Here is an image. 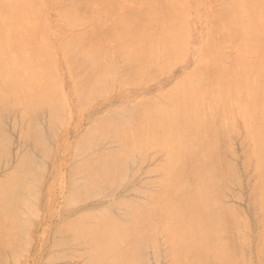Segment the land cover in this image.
<instances>
[{"label":"bare ground","instance_id":"6f19581e","mask_svg":"<svg viewBox=\"0 0 264 264\" xmlns=\"http://www.w3.org/2000/svg\"><path fill=\"white\" fill-rule=\"evenodd\" d=\"M54 2L55 10L64 23L61 31L67 35L58 44L48 37L40 21L36 0H0V167L5 166V170L0 168V264H21L22 258L27 262L29 255L24 253L29 251L27 246L33 239L39 211L42 209L46 216L51 211L50 197L55 194L54 191L49 194L51 189L47 186V178L58 168L64 169V161L52 163L53 145L58 147L55 159L62 156L61 148H64L65 155L69 152L75 156L72 160L78 158L67 176L70 190L65 196L66 204L63 202L67 207L72 206L75 200L81 202L95 195H102L105 199L109 195L113 199L111 190L107 194L105 188L115 187L117 190V186H121L120 183L130 173L129 161L135 150L144 151L156 145L165 152V160L159 167L163 174L161 192L148 193L150 190L145 192L147 188L142 190L136 186L135 190L131 185L130 190L133 193L143 191L141 194L145 199L137 197L138 200H133L135 195L131 193L132 197L128 195L130 200L119 194L121 199L117 195V200L113 199L109 204L103 202L106 206L101 208L99 205L98 210L62 218L53 230L50 244V248L59 249H49V259L55 261L66 256L67 251H71L70 247L78 244L83 246L80 251L86 257H81L84 264H147L145 258L149 262L147 259L150 257L147 256L150 255L146 256V249L152 247V255L155 250L158 252L156 248L161 238L171 245V250L168 248L173 264H247L249 261L243 258L246 255L240 251L241 244L246 248L245 244L256 242V250L260 252L264 242V0H223L219 10L216 8L217 28L208 32L212 47L218 39L220 43L224 40L221 38L223 35L230 34L236 40L238 38L241 50V55L236 58L239 64L232 67V76L217 64L202 63L188 73L187 78L176 81L169 94L162 91L164 95H160L167 98L169 105L154 97H148L140 106H126L120 102L94 117L75 144H70L73 148L68 146L72 149L68 151L63 143L66 137L53 142L58 123L85 103H90L89 100L94 101L99 89L112 91L116 84L126 88L143 78L148 82L149 78L153 79V71L148 70L159 60L164 62H160L157 69V65L154 67L156 71L166 70L164 67L171 66V63L174 65L187 49L181 24L185 17L169 0ZM24 6L28 11H22ZM188 11L190 13V8ZM89 18H92V27L88 26L90 29L83 30L82 34L75 33ZM221 55L229 57L230 53ZM221 55L219 58L223 59ZM214 59L211 56L210 61ZM123 87L119 89L123 90ZM98 93L102 94L97 92L96 98L101 95ZM234 96L237 98H232ZM236 102L239 106L235 109L233 104ZM234 110L239 114L235 115ZM236 116L244 123L245 137L250 140L247 144L249 155L242 158L245 163L242 166L247 170L253 158L252 170L257 176L255 183L247 185L248 198L254 205H251L254 207L251 212L257 220L251 219L255 223V232H252L246 214L242 213L241 205L237 209L231 201L227 203H232L233 207L222 201L227 188L230 189L228 186L237 178L235 173L238 169L235 165L234 169L230 159L235 156L228 152L231 157L228 155L226 158L225 151L232 140L229 131L236 123ZM115 133L120 135L124 145L113 147L108 143L113 148L100 150L98 144L104 139L112 140ZM11 147L17 149L16 153L13 150L14 155ZM153 154L149 159L156 156ZM140 158L137 161L139 166L146 165ZM150 171H146L147 174H153L154 171ZM135 172L137 174L138 171ZM131 173L132 176L128 175L132 179L135 174L133 170ZM75 174H84L82 180L74 179ZM143 180L144 177L140 185L145 181L155 182L156 178ZM236 193L241 197L239 191ZM233 194L231 190L232 198ZM45 197L49 198L46 200ZM69 209L64 210L69 212ZM49 233L44 232L46 236ZM73 250L69 255L74 254ZM80 251L75 252L79 257ZM156 251L154 256H157ZM262 252L255 256H259L261 261L256 260L261 263L264 262ZM158 257L153 258L156 261ZM49 259L43 263L51 264ZM74 259L79 260L77 257ZM79 264H83L82 261Z\"/></svg>","mask_w":264,"mask_h":264},{"label":"rangeland","instance_id":"374dc122","mask_svg":"<svg viewBox=\"0 0 264 264\" xmlns=\"http://www.w3.org/2000/svg\"><path fill=\"white\" fill-rule=\"evenodd\" d=\"M170 2H172V3H174L178 8H179V10L181 11V13H183V18H184V20L185 21H183L182 20V22H181V24H182V27L184 28V30H185V38H186V42H187V49L185 48V51H184V54L182 55V56H184L185 54V57H182L181 56V58H179V60L177 61V62H174L173 64L174 65H172V63H171V66H168L167 68H165L163 65V67H164V69H166V70H164V71H162V69H161V71H156V69L158 68V65L160 64V62H164V61H161V60H159L158 62H156V64L155 65H152V67H150V69L148 70V71H153L152 72V76H153V79L152 78H149V81L148 82H145V79L146 78H143L142 80H140L139 81V83H137V84H130V85H127L126 86V88H124L123 86H118V84H116V85H114L113 86V89H112V91L111 90H109L108 91V89H105V88H103V89H99L97 92H102V94L101 93H98V94H101V95H99V96H101V97H99L98 96V98H96V95H97V92L95 93V95H94V101L92 100V101H88V102H90V103H85L81 108H78L77 110H74L73 112H71L68 116H67V119H65L64 121H61L60 123H58V126H57V131L55 132L56 134H57V136H54V138H55V140L53 139V142L54 141H58V138H60V137H66V141H64L63 143H65L66 144V148H67V151L68 150H72V149H70V148H73L72 146L75 144V141H76V139L89 127V125L91 124V122H92V120H93V118L94 117H96V116H100V115H102L105 111H107V110H109V108L110 107H112V106H115V105H118V103H120L121 102V104L122 105H126V106H128V105H138V106H140V104H142V102L144 101V100H148L149 98L148 97H154V98H156L159 102H161L162 104H165V105H169V101H167V98H165V99H163V97H162V95H160L161 93H162V91H165L166 92V94L165 95H167V94H169V92L170 91H172V90H174V86L176 85V83L177 82H179L180 81V79L181 80H183V79H185V78H187L188 77V75L198 66V65H200V64H202V63H207V62H210L211 63V66H213L214 64H217V66L219 65L222 69H224V70H226L231 76L233 75L231 72H234L233 70H232V67L234 66V65H238L239 64V60H236V58H237V56H240L241 55V50H240V46H239V43H238V38H237V40H236V38H235V36H232V35H223L221 38H223L222 40L223 41H221V43H220V40L218 39V41H215L214 42V48L212 47V44L210 43V41H209V34L211 33V31H213L214 29H216L217 28V22H218V10H219V8H220V5H222V2H223V0H191L192 1V3H191V1H189V0H169ZM196 4V2H197V5L195 6V4ZM181 4V6H180V4ZM188 3H189V5H188ZM217 3V4H216ZM54 4H55V2H54V0H36V5H37V9H38V11L41 13V18H40V21L42 22V24H43V26L45 27V29L47 30V33H48V37L50 38V40H52L54 43H59V42H61L62 40H64L65 38H66V36H64V32H62L63 30V28H64V23H63V21H62V19L58 16V14H57V12H56V10H55V6H54ZM200 6V7H199ZM218 6V7H217ZM198 7V10L196 9V8ZM190 8V13H189V11H188V9ZM218 10H217V9ZM193 12H192V11ZM196 11V14L194 13L195 11ZM22 11H28V9L24 6L23 8H22ZM187 14V15H186ZM193 14V15H192ZM195 14V15H194ZM191 15V16H190ZM202 15V16H201ZM190 17H192V18H190ZM196 19H194V18ZM217 19H216V18ZM216 20H215V19ZM46 19H47V21H46ZM192 19L193 20H195V22L194 21H192ZM213 19H214V21H213ZM89 20H91V21H89ZM201 20V21H200ZM204 20H206V21H204ZM88 21V22H87ZM85 23H82L80 26H83L82 27V29H81V27H79V28H77L76 29V32L75 31H73V32H75V33H78V34H82V33H84V32H86L88 29L87 28H89L88 26H90V27H92V24H93V21H92V18H89L88 20H87ZM187 21V22H186ZM203 21H204V23H203ZM213 21V23H211ZM193 22V23H192ZM186 23V24H185ZM188 24V25H187ZM212 24V25H211ZM193 25V26H192ZM200 28H201V31H200ZM87 29V30H86ZM90 29V28H89ZM190 29V30H189ZM62 30V31H61ZM83 30H84V32H83ZM206 31V32H203V31ZM210 30V31H209ZM82 31V32H81ZM187 31V32H186ZM208 32H210V33H208ZM202 36V37H201ZM59 37H60V39H59ZM225 37L228 39H225ZM232 37V38H231ZM220 38V39H221ZM230 38V39H229ZM58 39V40H57ZM191 39V40H190ZM226 42V43H225ZM228 42V43H227ZM235 42V43H234ZM198 43H200V44H198ZM206 43V44H205ZM224 43V44H223ZM233 43V44H232ZM56 44V45H57ZM202 44V45H201ZM205 44V46H203ZM232 44V45H231ZM201 47H200V46ZM207 45V46H206ZM209 45H211V46H209ZM226 45H228V47L226 46ZM209 46V47H208ZM225 47H227V48H225ZM222 48V49H221ZM200 49V50H199ZM215 50H217V51H215ZM224 50V51H223ZM195 53H196V55H195ZM222 53H226V55H227V53H228V55H229V53H230V56L229 57H227V56H222L221 54ZM221 55V57H223V59H221V58H219V56ZM198 55V56H197ZM211 56H213V57H215V59H216V56H217V58L218 59H214V60H211L210 61V59H211ZM61 57V56H60ZM224 58H229V59H224ZM183 59V60H182ZM220 59V60H219ZM232 60V62H231V60ZM116 60H117V58H116ZM208 60V61H207ZM229 60V61H228ZM118 62H120V60L118 59L117 60ZM197 61V62H196ZM194 62V63H193ZM219 63H221V64H223V67H222V65H220ZM162 64V63H161ZM228 64H230V66L228 67L227 65ZM157 65V67H155ZM156 69H155V68ZM171 67V68H170ZM153 70H152V69ZM168 69V70H167ZM157 72H155V71ZM189 73V74H188ZM154 74H157V75H155L156 76V78H154L155 76H154ZM162 74V75H161ZM147 75H148V73H147ZM151 76V77H152ZM175 81V82H174ZM177 81V82H176ZM174 83V84H173ZM159 85L161 86V87H159ZM118 87V88H117ZM122 87H123V90H124V92H123V90H121L122 89ZM173 87V88H172ZM119 88H121V89H119ZM166 88H168V89H166ZM119 91H118V90ZM126 89V90H125ZM128 89V90H127ZM107 90V91H106ZM115 91H117V93L115 92ZM125 91H127V92H125ZM107 92V93H106ZM121 92V93H120ZM109 93V94H108ZM120 93V94H119ZM124 93V94H123ZM159 94V95H158ZM163 95H164V92L162 93ZM117 95H118V97H117ZM134 95V96H133ZM131 96H133V97H131ZM162 98H161V97ZM129 98H130V100H129ZM132 98V99H131ZM232 98H237L236 96H234V97H232ZM119 99V100H118ZM125 99V100H124ZM129 100V101H128ZM234 100V99H233ZM140 102V103H139ZM234 105V108L236 109L238 106H239V103L238 102H236V103H234L233 104ZM234 112H235V115L236 114H239V112L237 111V110H234ZM131 115H133V113L131 114ZM130 115V116H131ZM130 116H127L126 118H129ZM233 116H234V113H233ZM235 117V116H234ZM238 116H236V120H235V124H234V126L232 127V129L229 131V138H231L232 140L231 141H229L228 142V146L230 147H228L225 151H226V158L228 157V155H229V153L228 152H230L233 156H235V157H233V158H235V159H233L232 157H231V154L229 155V158L233 161V163H232V161H231V164H233V167H234V169H236V167H237V172L235 173V178H236V176H237V178H238V180H237V178H236V182H238V183H236V182H232V183H230V185L228 186V187H230V189L232 190V192L234 191V196H233V198L231 197V195H230V189H228L227 188V190H226V192H225V195L223 196V199H222V201L223 202H225V204H227V205H229V206H232V203H234V207L235 208H237L238 206H240L241 205V208L243 207V209H241V210H243L242 211V213L244 212L246 215L245 216H247V219H249V224H250V228L252 229V232H255V227H254V225H255V223L254 222H256L257 220H256V218H255V216H253V215H255L253 212H251V211H253V209H254V205L252 204V202L249 200V194H247L248 193V186L247 185H249V184H251V183H255L256 181H257V176L253 173V170H252V168H253V158H251L250 159V161H249V165H248V169L246 170V169H244L246 166H242L243 164L245 165V163H244V161H243V159H244V156H245V159H246V157H247V155H249V151H247V149L249 150L250 148H249V145H247V144H249V142H250V140L248 141V139L249 138H246L245 137V134H244V131H245V129H244V123L241 121V120H239V117L237 118ZM240 122H241V124H240ZM237 123H239L238 124V126L236 125ZM236 125V126H235ZM84 127V128H83ZM236 128V129H235ZM242 128V129H241ZM80 131H79V130ZM239 129L241 130L240 132H239ZM235 130V131H234ZM244 130V131H243ZM16 133V131H13V134H15ZM244 134V135H243ZM243 135V136H242ZM53 136V135H52ZM118 137V138H117ZM240 139H239V138ZM243 137V138H242ZM74 139V140H72V139ZM236 138V139H235ZM115 139H117V140H115ZM120 139H122V138H120V135L119 134H117V133H115V136H114V138H112V140H102V142H101V144H98V147L100 148V150L101 149H110V148H113V147H121V145H124V141H122V140H120ZM70 140L72 141L71 143H70ZM230 140V139H229ZM115 141L119 144H117V143H115ZM248 141V142H247ZM55 143V142H54ZM102 143L104 144V145H106L105 147H104V145H102ZM108 143H112L111 145L113 146H111L110 144H108ZM72 146H71V145ZM107 144H108V146H107ZM115 146H114V145ZM17 144L15 143V146H16ZM118 145V146H117ZM14 145L12 146L13 148L15 147ZM68 146H70V148L68 147ZM233 146V147H232ZM238 146V147H237ZM240 146V147H239ZM11 147V150H12V154L14 155V153H13V150H14V152L16 153V150L15 149H13ZM17 148H18V145L16 146ZM97 147V148H98ZM98 148V149H99ZM153 148H155V149H153ZM245 148V149H244ZM152 149V150H151ZM237 149V150H236ZM243 149V150H242ZM57 150H58V147L56 146V145H53V149H52V152H53V157H52V159H53V162L52 163H57L58 164V162H61V160L62 161H64V165H63V168L64 169H62V167L61 168H58L57 169V171H55L49 178H47V186L48 187H50V189L51 190H49V194L51 195V193H53V191H54V193L53 194H55V195H53L52 197H50L51 198V211H49V214H48V216H46V212H44L42 209H40V211H39V216H38V219L36 220V226H35V228H34V230L37 232V234H34V233H36L35 231H33L32 232V237H33V239H32V241H30V246L28 245L27 247L29 248H27V250H29V251H27L26 249H24V250H26L28 253H24L25 254V256L27 255H29L28 256V258L26 259V258H24V259H26V261L28 262H24L23 261V258H22V263L21 264H50V262H44L43 263V261H47V259H49V257H48V255H49V253L52 251V250H56V251H58L57 249H59V247L58 248H54V249H52V248H50L51 246H50V244H51V239H52V237H53V230H54V228L56 227V225L62 220V218H64V217H70V216H75V214H77V213H81V212H89V211H94V210H98V209H100V207L102 208V207H104V206H106L105 204H109V202H111L113 199L114 200H117L119 197H120V195H121V197H124V198H126V199H129L130 197L129 196H131L132 197V195H135L134 197H132L133 198V200L134 199H136V200H138L137 199V197L138 198H141V199H145L144 197H143V195L141 194V193H143V191H141V193H139L138 191V189H137V192L138 193H133V191L132 190H130L131 188H132V186L134 187V189H135V186L136 187H138L139 189H142L143 190V188H147L146 189V191L145 192H147V190H150L148 193H150V192H153L154 191V193H157V192H161L162 191V183H161V178H162V176H163V174H162V171H161V169L159 168L160 167V165L164 162V160H165V152L164 151H162V150H160L159 148H158V146H152V147H150V148H148V149H145L144 151L143 150H135L134 152H133V156H135V159H134V157L132 156V158H131V160L129 161V162H131L130 164H129V172L131 173V170H133V173L135 172V171H138L137 172V174H136V172L134 173L135 175L132 177V179L130 178V175L132 174H130V173H128V174H130V175H128L127 174V179L129 180H127V183H126V178L120 183L121 184V186H117V190H115V187H114V189H111V187L110 188H105V191L107 190V194H108V191H110L111 190V195L113 194V199H111V196L109 197V195L106 197V199H105V197L103 198V196L101 195H95V196H90V197H87L84 201H79V200H75V201H73V205L72 206H66V205H64L63 206V202L65 203V196H66V193L68 194V192H69V190H70V185H69V179H68V173H69V170H71L74 166V164H76L77 162H78V158L76 157L75 158V160L73 159L72 160V158H74L75 156L71 153H67L66 155H68V156H66L65 155V152H63V150H64V148H63V150H62V148L61 149H59L60 150V152H61V155L62 156H58L57 157V159H55V155H56V153H57ZM162 151V152H160L159 153V151ZM234 150V151H233ZM142 151V152H141ZM139 153V155L141 156V158H140V156H138V157H136L137 156V154ZM147 153V154H146ZM152 153H154L152 156H154V155H156V156H154V158H150L149 159V157H151V154ZM243 153V154H242ZM164 154V155H163ZM234 154H236V155H234ZM66 156V158H65V156ZM145 155H146V157H145ZM74 156V157H73ZM145 157V159L146 160H144V157ZM139 158H140V160L142 159V162H144L145 161V164L146 165H144L143 164V166L142 165H140L139 166V164H138V162L137 161H139ZM228 158V159H229ZM243 158V159H242ZM65 159V160H64ZM68 159V160H67ZM70 159V160H69ZM230 159H229V162H230ZM144 160V161H143ZM66 161V162H65ZM73 161H75V163L73 162ZM157 161H159V162H157ZM237 161V162H236ZM243 161V162H242ZM49 162V161H48ZM139 163H141V162H139ZM236 167H235V166ZM72 166V168H70ZM151 166H154V168L153 167H151V169L154 171H152L151 169H150V167ZM158 168H157V167ZM3 167V169L5 168V166L4 165H2L0 168H2ZM145 167H147V168H145ZM157 170H156V169ZM3 169H1V170H3ZM68 169V170H67ZM141 169H144L143 171L141 170ZM148 169H150L152 172H153V174H147V172L146 171H150V170H148ZM158 169H159V171H158ZM244 169V170H243ZM5 170V169H4ZM4 170H3V172H4ZM139 170H141V172L139 171ZM68 171V172H67ZM146 173H145V172ZM150 171V172H151ZM239 171V172H238ZM65 172V173H64ZM61 173L63 174V175H61ZM145 173V174H144ZM251 173V174H250ZM147 174V175H146ZM249 174L251 175V176H249ZM2 175V173L0 174V176ZM83 175L84 174H78L77 176L79 177H77L76 176V174H75V177H74V179H78V180H82V178H83ZM133 175V174H132ZM131 175V176H132ZM140 175V176H139ZM144 175V176H143ZM148 175H149V177H148ZM255 175V176H254ZM54 176V177H53ZM58 176V177H57ZM128 176H129V178H128ZM60 177H62L63 179H60ZM66 177V178H65ZM140 177V178H139ZM143 177H144V180L143 181H145V180H148V178L150 179V178H156V181L154 182V180L152 181H149V183L148 182H146L145 181V183H142V185H140V182L142 181V179H143ZM148 177V178H147ZM160 177V178H159ZM247 177V178H246ZM56 179V182H54V180ZM65 178V179H64ZM147 178V179H146ZM240 178V179H239ZM59 179V180H58ZM249 179V180H248ZM58 180V181H57ZM61 180V181H60ZM62 180H65V181H62ZM130 180H131V184L129 183L130 182ZM135 180L137 181V182H135ZM48 181H49V183H48ZM78 184L80 183V181H78L77 182ZM128 183H129V188H128ZM135 183H137V184H135ZM152 183V184H151ZM155 183V184H154ZM158 183V184H157ZM241 183V184H240ZM126 185L127 184V186H125L124 187V185ZM144 184V185H143ZM145 184H150L149 186L148 185H146L145 186ZM244 184V185H243ZM132 185V186H131ZM232 185V186H231ZM131 186V187H130ZM234 186V187H233ZM245 186H246V188L247 189H245ZM67 187V188H66ZM153 188L152 190L150 189V188ZM242 187H244V188H242ZM124 188V189H123ZM127 189V190H126ZM128 189L130 190V191H132V192H130V191H128ZM245 189V190H244ZM136 190V189H135ZM239 191V193L240 194H242L241 195V197H240V195H238L236 192L237 191ZM61 191V192H60ZM62 191H66L65 193L64 192H62ZM129 192V193H125V195L123 194L124 192ZM229 191V192H228ZM236 191V192H235ZM77 192V191H76ZM75 192V193H76ZM116 192V193H115ZM117 192H118V194H117ZM245 192H246V194H245ZM62 193H63V195H62ZM109 193V194H110ZM131 193H132V195H131ZM148 193H145V195H147ZM48 194V193H47ZM120 194V195H119ZM122 194H123V196H122ZM136 194H137V196H136ZM227 194V195H226ZM119 197H118V196ZM129 195V196H128ZM144 195V196H145ZM230 195V196H229ZM248 195V196H247ZM61 196V197H60ZM101 198H100V197ZM118 198H117V197ZM126 196H128V198L126 197ZM236 196H237V198H239V199H237L236 198ZM239 196V197H238ZM94 197V198H93ZM121 197H120V199H121ZM227 197H231L230 199L229 198H227ZM49 197H45V199L47 200ZM61 198V199H60ZM62 198H64V199H62ZM227 198V199H226ZM236 198V199H235ZM61 200V202H60V200ZM91 199V200H90ZM102 199V200H101ZM233 199V200H232ZM53 200H55V202L53 201ZM123 200V199H122ZM130 200H131V198H130ZM78 201V202H77ZM102 203H101V202ZM107 201V202H106ZM119 201V200H118ZM139 201H141V200H139ZM143 201V200H142ZM229 201H231L232 203H231V205L229 204L230 202ZM43 202H44V200H43ZM57 202V203H56ZM74 202H76V203H74ZM103 202L105 203V204H103ZM227 202H229V203H227ZM54 203H55V205H54ZM77 203H79V204H77ZM99 203H101V204H99ZM53 204V205H52ZM60 204H62V205H60ZM66 204V203H65ZM76 204V205H75ZM98 204V205H97ZM237 206H236V205ZM99 205H100V207H99ZM251 205H253V206H251ZM63 206V207H62ZM248 206V207H247ZM65 207V208H64ZM71 207V208H70ZM233 207V206H232ZM244 207H245V209H244ZM59 208H61V209H59ZM69 209V212H67L68 210H64V209ZM86 208V209H85ZM253 208V209H252ZM238 209V208H237ZM59 210V211H58ZM75 210V211H74ZM61 211H63L62 213H61ZM65 211V212H64ZM74 211V212H73ZM77 211V212H76ZM255 211V210H254ZM44 213V214H43ZM59 213V214H58ZM61 213V214H60ZM253 213V214H252ZM249 214H251L252 216H250ZM61 215V216H60ZM63 215V216H62ZM41 216V217H40ZM60 216V217H59ZM58 217V218H57ZM56 218V219H55ZM40 219V220H39ZM254 221H252V220ZM255 219V220H254ZM44 220V221H43ZM47 220H48V222H47ZM38 221V222H37ZM251 221V222H250ZM45 222H47V223H45ZM52 223V224H51ZM54 223V224H53ZM41 224V226H39V225ZM44 224V225H43ZM252 224V225H251ZM37 225H38V227L40 228H42L43 230H41V228L39 229V228H37ZM43 226V227H42ZM45 226V227H44ZM49 227V229L47 228L46 229V227ZM45 230V231H44ZM49 230V232H47ZM52 230V231H51ZM43 232V235H41L42 234V232ZM44 232L45 233H49L48 234V236H46L45 234H44ZM40 233V234H39ZM36 235V236H35ZM38 235V236H37ZM43 236H46V237H42ZM37 238H40V241H39V239L37 240ZM41 238H42V240H41ZM31 240V239H30ZM46 240V241H45ZM42 241V242H41ZM44 241V242H43ZM160 241H161V244H160ZM33 242V243H32ZM43 245H42V244ZM163 240L160 238L159 239V241H158V246H157V250H159L158 252H157V256L155 255L154 256V253H155V251H154V253H153V255L151 254V251L153 252V248L151 247H149V248H147V249H149V250H147L146 249V256L149 254L150 256H147L149 259H147L149 262H150V264H153L154 262L155 263H159V264H173V256L171 255V253H170V250H171V245L169 244L168 245V243H164V245H163ZM253 243V244H252ZM34 244V245H33ZM37 244V245H36ZM48 244V245H47ZM40 245H42L41 246V248H39V246ZM80 245V244H79ZM161 245V246H160ZM167 245V246H166ZM258 245V244H257ZM257 245H256V242H250V244L248 243V248H247V246H246V244H245V247L247 248H244V244H241V247H240V251H242L241 253H243L244 254V256L245 257H243L244 259V261H249L251 264H264V262H259V261H257L258 259H259V253L260 252H262L263 250H264V242L263 243H261V247L260 246H258V247H260L259 248V250L262 248V250H260V252L258 253L257 252ZM31 246H32V248H34V249H32L31 248ZM38 247V249H40L39 251L36 249ZM73 247V248H72ZM79 249H78V248ZM168 247H170V250H169V248ZM42 248H43V250H42ZM82 248H83V246H78V244H74V245H72L71 247H70V249L69 250H71L72 251V249H75V251L73 250V253L74 254H70L69 255V253L71 252V251H67V255L66 256H64V257H61V258H58V259H55V261L53 260V259H49L50 261H51V264H53L54 262V264H59V263H61V262H59V261H63L64 263L63 264H79V262L81 263V261H82V263L84 264V262H83V260H82V258H86L85 257V255L82 253V251H80V250H82ZM51 251H50V250ZM165 249V250H164ZM23 250V248L21 249V251ZM31 250V251H30ZM61 250V249H60ZM76 250L79 252L80 251V257H79V253H78V255H77V253L75 254V252H76ZM251 252H250V251ZM32 251H36V252H32ZM44 251V252H43ZM167 251V252H166ZM169 251V252H168ZM24 252V251H23ZM29 252L31 253V254H29ZM37 252H39V253H37ZM42 252V253H41ZM150 252V253H149ZM163 252V253H162ZM35 253V254H34ZM37 253V254H36ZM72 253V252H71ZM165 253V254H164ZM252 253V254H251ZM256 253H257V255H259V256H257V257H255L256 256ZM263 253V252H262ZM159 254V255H158ZM170 254V255H169ZM264 254V253H263ZM37 255V256H36ZM72 255H74L73 256V259L71 258L72 257ZM252 255V256H251ZM40 256V257H39ZM70 256V257H69ZM159 256V257H158ZM251 256V257H250ZM254 256V257H253ZM261 256H263V258H264V255H261ZM22 257H24V255H23V253H22ZM75 257H77L79 260H81V261H79V260H75L74 258ZM82 257V258H81ZM156 259V257H158L159 259L158 260H156L155 261V259ZM253 257V258H252ZM42 258V259H41ZM261 258V257H260ZM153 259H154V261H153ZM255 259V260H254ZM257 259V260H256ZM262 259V258H261ZM35 260V261H34ZM48 260V261H49ZM54 262H53V261ZM58 260V261H57ZM260 260V259H259ZM20 261V262H21ZM67 261V262H66ZM261 261V260H260ZM264 261V260H263ZM35 262V263H34ZM66 262V263H65ZM89 262V261H88ZM145 262L148 264L149 262H147L146 261V258H145ZM249 262H247V264H250ZM255 262H257V263H255ZM85 263H86V260H85ZM18 264H20V263H18ZM62 264V263H61ZM86 264H89V263H86Z\"/></svg>","mask_w":264,"mask_h":264}]
</instances>
